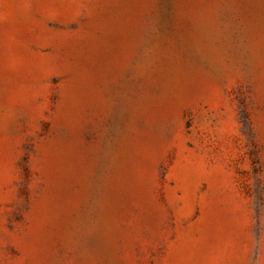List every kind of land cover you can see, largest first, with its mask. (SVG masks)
<instances>
[{
	"label": "rangeland",
	"instance_id": "rangeland-1",
	"mask_svg": "<svg viewBox=\"0 0 264 264\" xmlns=\"http://www.w3.org/2000/svg\"><path fill=\"white\" fill-rule=\"evenodd\" d=\"M0 264H264V0H0Z\"/></svg>",
	"mask_w": 264,
	"mask_h": 264
}]
</instances>
